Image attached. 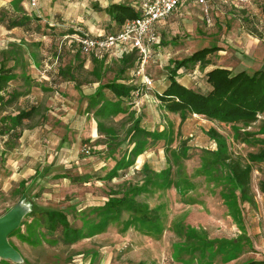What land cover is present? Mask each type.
Returning a JSON list of instances; mask_svg holds the SVG:
<instances>
[{
  "label": "rangeland",
  "instance_id": "obj_1",
  "mask_svg": "<svg viewBox=\"0 0 264 264\" xmlns=\"http://www.w3.org/2000/svg\"><path fill=\"white\" fill-rule=\"evenodd\" d=\"M117 1L130 4L135 0ZM44 2L49 8L55 3L60 5V10H65L69 3L75 1L39 0L42 5ZM77 2L89 4L88 10L95 12V16H106L105 13L102 14L98 0ZM11 3L21 14L34 12L28 0H14ZM22 3L27 4L28 11ZM263 6L264 0H252L250 6L241 11H234L229 7L210 10L209 14H205L200 8L179 11L163 29L161 45L158 44L162 51L159 52L156 45L149 63L144 67L145 74L150 78L163 77L170 74L173 62L190 57L203 48L215 46L221 52L217 51L209 56L203 65L190 64L188 67V75L198 76L196 82L200 83L199 91L202 93L209 91L205 78L209 67H225L234 74L243 70L250 74L264 70ZM77 37L78 34L65 38L61 36L44 43L48 44L46 56L50 61H60L63 64L60 81L75 79L78 84L99 81L102 87L104 83L106 85L107 82L122 79L140 80L136 73L138 56L135 54L134 73L131 69L122 72L129 66L123 61L128 56H106L100 60L90 57L94 69H86L82 64L86 59L77 53ZM31 39L36 40L34 44L39 42L38 37ZM23 41V45L31 44L25 39ZM6 42L9 43L0 44L2 62L16 58L25 60L27 54L22 50L24 48L17 51L16 46L20 43L16 44L14 40ZM28 49L30 52L34 51L31 45ZM160 55L165 57L161 58ZM134 93L129 98V106H137V109L142 110L140 116L148 120V106L146 102H141L144 92L136 90ZM60 98V116L69 115L67 119L70 121L67 123L72 126L69 131L76 134L77 127H73V117L84 113V104L77 105V98L73 99L72 94ZM95 102L98 105L102 103L99 99ZM109 106L105 104L101 107L108 112ZM158 111L160 110H157L159 114ZM126 118L118 116L114 122L115 128L119 130L121 122ZM218 123H215V128L225 138L232 156L253 169L251 189L257 205L254 207L241 203L237 207L241 221L232 219L229 213L232 208L227 197L222 194L231 195L236 192L227 178L229 171L219 163L215 155L210 154L212 151L206 137L208 133L201 131L212 125L198 119L191 130L183 123L178 124V129H171V139L169 142L165 141L166 145L164 142L156 143L155 148L159 146L162 149L159 158L156 153L153 154L154 163L151 166L156 172L151 175V182L143 184L144 176L141 172L128 178L130 185L125 182L127 176L111 183L91 181L88 185L73 184L72 179L71 183L61 180L60 199L51 198L50 206L37 207L36 212H31L10 238V243L20 253L22 261L15 263L0 259V264H264V193L260 190V184L264 182V163H253L249 157L264 149V113L248 126ZM65 137L69 139L67 135ZM78 140L82 141L79 153L82 158L97 156L103 150L100 146L97 149L90 147L83 139ZM153 143L155 144L148 141V144ZM189 143L194 146H188ZM148 144L144 147L145 151L150 147ZM85 146L90 148L89 155L83 151ZM212 149L214 150L213 147ZM166 156L167 163L164 159ZM101 157L105 158V155ZM62 166L60 172L65 170ZM165 168L171 170L166 179L158 175ZM213 168L216 170L208 174V169ZM68 172L66 174L70 178L85 176L80 175L79 170L71 169ZM121 175H125V172H121ZM145 186H149L148 191L142 192L141 188ZM136 188L140 190L137 191ZM111 189L113 193H120L121 189L123 192L119 195L120 198L124 195L128 202L121 213L111 211L110 215H106L107 207L102 203L107 202ZM27 194L32 196L30 191ZM21 200L20 189L12 187L6 191L0 190V215ZM59 207L70 221V236L64 235L60 227L53 230L47 215L42 211L57 210Z\"/></svg>",
  "mask_w": 264,
  "mask_h": 264
},
{
  "label": "crops",
  "instance_id": "obj_2",
  "mask_svg": "<svg viewBox=\"0 0 264 264\" xmlns=\"http://www.w3.org/2000/svg\"><path fill=\"white\" fill-rule=\"evenodd\" d=\"M13 1L0 0V9L6 8L19 15H23L13 7L11 3ZM73 1L75 2L69 3L68 8L65 10H60V5H55V3L50 8L45 2L43 5L39 3L37 10H32L34 11L33 13L26 14L32 21L29 25L12 30H7L5 27L0 26V44L9 43L6 40H14V43H20L16 46L17 51H20L21 47H23L24 49L22 50L27 54L25 60L17 58L7 62L0 60V188L2 186L5 187H2L0 190L6 191L7 188L12 187L20 189L22 198L20 203L25 202L30 205L31 212L34 208L36 211L37 207L50 206L49 202L51 198L60 199V181L71 183L70 180L73 178H70L69 174H66L71 169L73 171L79 170L80 175H85L77 177L89 178L86 183H83L84 185L90 184L89 182L91 181L93 183H111L119 179H125V176H127V181L125 182H128V185H130L131 181L128 178L136 172L143 174L142 181L144 184L147 181L151 182L149 181L152 178L151 175L156 172L153 166H151L154 163L153 154L156 153L159 158L162 148H159V146L155 148V145L157 142H169L171 139L169 136L172 133L171 129L176 130L183 123V125L188 126V130H191L194 127V122L200 119L203 123H209L213 126H210L209 129L204 127L203 130L201 129L202 132L209 133L211 130L218 132L215 128V123L219 121L192 114L186 115L183 119L182 114L172 113L165 109L160 96L163 95L170 85V74L168 73L160 78H152L154 80L152 87H147L142 79H122L117 81L119 84L132 88L131 95L136 90L144 92L141 95V102H146L148 106V112H146L149 114L148 120L143 119L142 115L140 116L142 110L137 109V106H129L131 104L128 102L129 98L122 100L120 105L122 112H112V105L109 106L108 112L102 111V107L107 104V102L104 103L106 100L111 102L117 101V98H115V95L109 89L102 88L105 83L101 87L99 81L82 84L76 83L75 79L66 80V82L60 81L61 66L63 64H60V61H56L55 63L50 61V58L46 56L49 51L48 44L44 43H47L51 39L54 40L56 37L62 36L65 38L74 36L77 34V28L87 32L90 36L115 32L120 26L106 14L105 10L112 4H126L119 3L117 0H98L102 8V14L105 13L106 16H95L93 9L91 10L94 13L88 10L89 4L77 2V0ZM138 3L139 0H135L129 5L137 10ZM250 4L243 9L235 6L229 8L234 11H241L247 9ZM22 5L28 11L27 4L22 3ZM193 8L199 7L192 2L185 3L170 18L181 10L188 11ZM219 8L221 7L218 5L212 6L211 11ZM170 18L157 25L159 38H162L161 33ZM60 33L63 34L60 35ZM34 37L35 39L36 37L39 38L37 44L33 43L36 40L31 39ZM24 39L31 42L29 45L33 47L34 51L30 52L28 49L29 45H23ZM159 41V45H161V39ZM159 45L158 51L161 52L162 48ZM77 53L86 59L85 62H82L86 69H94L91 58L103 59L95 55H83L80 51ZM129 56L131 55H128V58ZM159 57L165 56L160 55ZM209 68V70H206L205 76L215 68L225 67ZM129 69L134 73V63L133 67L127 68L122 72L125 73ZM188 71V68L180 69L176 79L184 87L201 92L199 91L200 83L196 82L198 76L192 75V77L188 75ZM207 85L210 91L211 86L208 83ZM66 93L72 94L73 99H75L74 97L77 98V105L84 104V113L82 115L79 113V116L73 117L75 119L73 127H77L76 134H73L74 131H69L72 127L67 123L70 121L67 119L69 115L60 116V97L63 99L64 95H67ZM96 96L99 97L97 98L102 103L97 107L89 108L91 98ZM61 107L64 108L62 105ZM161 108L164 109L161 110ZM158 109L160 110L158 111L159 114L157 113ZM30 110H33L31 117L23 119L20 123L16 122V116L21 112ZM154 112H156V115ZM118 116L127 117V120L121 122L119 130L114 126V122ZM30 121L33 124H28ZM218 124L223 125L224 123L219 122ZM136 125L140 129L151 132L154 136L148 138V141L151 140L155 144H148L150 146L148 150H144L142 154L133 157L132 151L135 148L136 140H138V137L133 135ZM124 127H126V130H123ZM157 127L160 129H157ZM66 135L69 137L68 140L65 137ZM157 135L158 139H156ZM206 137L210 143V150L212 152L217 151L216 141L211 139L208 134ZM132 138L134 139L130 142ZM78 139L85 140L86 144H89L90 147L97 149L100 146L103 150L101 153H97V156L82 158L79 156L80 149L82 150V141ZM189 145L194 146V144L191 145L190 143ZM101 155H105V158H102ZM164 159L167 163L168 157L166 156ZM60 166L63 169L65 168V170L60 172ZM166 168L161 169L160 173H158V175L163 176L165 179L171 171L170 169L168 171ZM167 171L168 174L163 175ZM83 172L85 173L83 174ZM121 172H125V175H121ZM152 182L154 183L155 181ZM73 184H81V182H73ZM135 187H138V185ZM148 187L141 188L142 192H147ZM112 190H110L107 202L102 203L104 207L110 199L120 198L119 195L123 192L120 189V193L118 191L113 193ZM133 190L134 188L132 187L131 191ZM136 190L140 189L136 188ZM28 191L32 192L31 197L28 196ZM222 194L224 195V193ZM236 196L237 204L235 205V209H231L229 213L234 221L239 222L242 218L237 207H240L241 203H248L254 207L257 204H255L256 200L253 195V202L241 201L240 191L238 190L236 191ZM123 197L126 196H121V198ZM28 198L29 200H27ZM57 211H60V207ZM236 214L238 219H236Z\"/></svg>",
  "mask_w": 264,
  "mask_h": 264
},
{
  "label": "trees",
  "instance_id": "obj_3",
  "mask_svg": "<svg viewBox=\"0 0 264 264\" xmlns=\"http://www.w3.org/2000/svg\"><path fill=\"white\" fill-rule=\"evenodd\" d=\"M106 14L112 18L118 26H122L127 20L135 19L139 16L138 10L129 4H112L106 10ZM264 15V6L262 8ZM28 15H19L9 9H0V26L7 30H12L17 27L27 26L31 23ZM220 51L218 47H208L195 52L190 57L181 61L173 62V69L170 70V85L167 90L160 96L165 109L172 113H180L183 119L186 115H201L209 119L219 121L225 124H244L249 125L257 121L258 116L264 113V71L258 70L252 74L241 71L234 74L226 68H215L208 72L205 76L206 82L211 86V90L207 93H202L188 89L181 85L176 79L178 71L182 68H188L190 64H205L208 57L215 52ZM133 56L127 57L124 62L130 67H133ZM205 67V66H204ZM4 71V70H3ZM2 71V72H3ZM103 89H109L117 98V101H105L112 105V112H122L121 103L123 99L131 97L132 88L119 84L117 82L106 84ZM98 96L91 98L89 108H94L98 105L95 102ZM102 111L104 109H101ZM33 110L21 112L16 116V122L20 123L25 118L31 117ZM135 137H139L135 143V148L132 155L138 156L144 151V147L148 144V138L154 135L151 132L140 129L138 125L134 127ZM209 137L216 141L217 151L211 152L215 155L219 163L223 164L229 171L230 183L236 191H240L241 201L253 202L251 195V177L252 166L244 164L241 160L234 158L229 152L225 138L217 131L211 130L208 133ZM158 135L156 139H158ZM250 161L253 163H264V149L257 154H251ZM217 162V161H215ZM216 169H208V174H212ZM168 171L166 174L167 175ZM89 178L75 177L72 179L74 183H86ZM260 189L264 192V182L260 184ZM229 202L230 207L234 210L237 204L236 192L224 194ZM128 200L123 198H112L106 204V215H110L113 211L122 212ZM6 210L1 216L7 213ZM35 208L32 213H35ZM30 213L28 216H30ZM52 224L51 228L56 230L62 228L63 234L70 236L69 219L64 211L46 210L43 211ZM34 217V216H32ZM236 219H238L236 214ZM16 232V231H15ZM14 232V233H15ZM10 236V238L14 235Z\"/></svg>",
  "mask_w": 264,
  "mask_h": 264
},
{
  "label": "built area",
  "instance_id": "obj_4",
  "mask_svg": "<svg viewBox=\"0 0 264 264\" xmlns=\"http://www.w3.org/2000/svg\"><path fill=\"white\" fill-rule=\"evenodd\" d=\"M192 2L205 14H209L212 6H235L239 9L247 7L251 0H139L137 10L139 16L127 20L117 31L90 36L87 32L77 28L76 39L79 51L86 56L95 55L99 58L106 56L124 58L128 55H137V76L143 80L147 87H152L154 80L144 72V67L149 63L154 48L159 44L157 25L166 21L185 3ZM31 9L37 10L39 0H28ZM86 155L90 154V148L83 149Z\"/></svg>",
  "mask_w": 264,
  "mask_h": 264
},
{
  "label": "water",
  "instance_id": "obj_5",
  "mask_svg": "<svg viewBox=\"0 0 264 264\" xmlns=\"http://www.w3.org/2000/svg\"><path fill=\"white\" fill-rule=\"evenodd\" d=\"M30 213L31 206L21 202L0 217V259L15 263L22 261L20 253L10 243V236Z\"/></svg>",
  "mask_w": 264,
  "mask_h": 264
}]
</instances>
